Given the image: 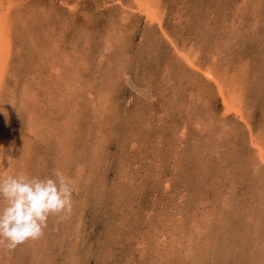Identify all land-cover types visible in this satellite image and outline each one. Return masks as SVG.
I'll return each mask as SVG.
<instances>
[{"label":"rangeland","instance_id":"obj_1","mask_svg":"<svg viewBox=\"0 0 264 264\" xmlns=\"http://www.w3.org/2000/svg\"><path fill=\"white\" fill-rule=\"evenodd\" d=\"M17 2L0 172L59 167L75 191L0 264H264V0H155L154 19L133 0ZM182 53L237 85L241 113Z\"/></svg>","mask_w":264,"mask_h":264},{"label":"clouds","instance_id":"obj_2","mask_svg":"<svg viewBox=\"0 0 264 264\" xmlns=\"http://www.w3.org/2000/svg\"><path fill=\"white\" fill-rule=\"evenodd\" d=\"M74 191L73 179L59 167L47 175L0 172V248L11 251L42 238L51 217L62 221L71 213Z\"/></svg>","mask_w":264,"mask_h":264},{"label":"bare ground","instance_id":"obj_3","mask_svg":"<svg viewBox=\"0 0 264 264\" xmlns=\"http://www.w3.org/2000/svg\"><path fill=\"white\" fill-rule=\"evenodd\" d=\"M19 2H22V0H0V97L2 96V84L3 81L5 80V76L7 73V48H8V40L9 38V29L11 26V21H10V12L13 10V7ZM56 1V0H55ZM120 1V0H119ZM136 5H138L140 8L143 9V12L145 13L146 16L154 19L157 18V13H155V6H154V1L155 0H133ZM132 2V1H131ZM130 3V2H129ZM159 3V2H158ZM131 4V3H130ZM25 5V4H24ZM133 5V4H132ZM156 5V4H155ZM244 5V4H243ZM19 6V5H18ZM157 6V5H156ZM15 8V7H14ZM19 8V7H18ZM22 8V7H21ZM158 11V10H157ZM21 13V12H20ZM118 13V12H117ZM15 14V13H14ZM25 14V13H24ZM130 14V13H129ZM26 15V14H25ZM23 16V15H22ZM159 16V15H158ZM159 18V17H158ZM14 20V16H13ZM158 21V20H157ZM19 22V21H18ZM24 22V21H23ZM14 24V23H13ZM25 25V24H24ZM20 28V27H19ZM50 31V30H49ZM55 31V30H54ZM51 34V33H50ZM52 35V34H51ZM50 36V35H49ZM121 37V36H120ZM52 38V36H51ZM56 40V39H55ZM8 44V45H7ZM11 45V44H10ZM9 45V47H11ZM104 53V52H103ZM188 53V52H187ZM187 53H182L181 57L184 58L187 62L188 65H190L192 68H195L196 71L201 72L203 76L208 79L213 81L215 85L218 87L220 93L223 96V102L225 104L226 109L229 111H236L240 112L241 110V105L239 103V99L234 96V91L233 90H239L236 89L237 85L234 86L233 84L229 85L228 79L225 78L223 75L224 74H218L214 68L211 66L202 68L201 66L198 65L197 62H195V57H192L191 55ZM194 58V59H193ZM9 65V64H8ZM215 66V65H214ZM189 67V66H188ZM246 70V69H245ZM248 72V71H247ZM242 78V76H241ZM236 81V80H235ZM240 81V80H238ZM212 83V84H213ZM237 83V82H236ZM240 83V82H239ZM244 82H242L243 84ZM229 85V86H228ZM244 86V85H243ZM239 88H242L239 87ZM242 90V89H241ZM34 95V94H33ZM4 103V102H3ZM93 103V102H92ZM36 104V103H35ZM89 104V103H88ZM21 105V104H20ZM87 106V105H86ZM91 106V105H90ZM98 106V105H97ZM20 108V107H19ZM22 109V108H21ZM11 110V109H10ZM106 110V109H105ZM86 111V110H85ZM22 112V111H21ZM18 113V112H17ZM24 113V112H23ZM241 113V112H240ZM21 114V113H20ZM19 114V115H20ZM82 116V115H81ZM110 117V115L108 116ZM30 118V117H29ZM71 118V117H70ZM80 118V117H79ZM110 119V118H109ZM34 120V119H33ZM50 120V119H49ZM101 120V119H100ZM243 120V118H242ZM29 121V120H28ZM80 121V120H79ZM96 121V120H95ZM155 121V120H154ZM35 122V121H34ZM33 123V122H32ZM47 123V122H46ZM42 124V123H40ZM103 124V123H102ZM105 124V123H104ZM28 125V124H27ZM32 126V125H31ZM30 126V127H31ZM106 127V126H105ZM10 129V128H9ZM73 129V128H72ZM43 130V129H42ZM46 130V129H45ZM48 130V128H47ZM49 137V136H48ZM66 137V136H65ZM256 137V136H255ZM262 137V136H261ZM259 138V137H258ZM262 139V138H261ZM256 140V139H255ZM254 141V140H253ZM252 141V142H253ZM258 140H256L257 143ZM262 142V141H261ZM261 142L257 143L255 147L257 146V154H259V157L261 161L264 162V143L261 146ZM57 145V144H56ZM20 150V149H19ZM30 152V151H29ZM256 154V155H257ZM27 155V154H26ZM258 157V155H257ZM29 158V157H28ZM32 161V160H31ZM257 161V159H256ZM254 162V161H253ZM28 163V162H26ZM257 165V164H256ZM264 166V164H263ZM199 184V183H198ZM199 220V219H197ZM200 237V236H199ZM21 249V248H20ZM34 249V248H33ZM20 261V260H19Z\"/></svg>","mask_w":264,"mask_h":264}]
</instances>
